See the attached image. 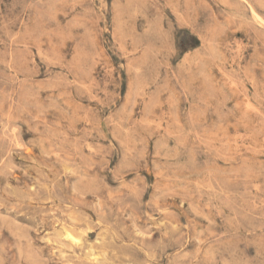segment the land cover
<instances>
[{
	"label": "rangeland",
	"instance_id": "374dc122",
	"mask_svg": "<svg viewBox=\"0 0 264 264\" xmlns=\"http://www.w3.org/2000/svg\"><path fill=\"white\" fill-rule=\"evenodd\" d=\"M0 264H264V0H0Z\"/></svg>",
	"mask_w": 264,
	"mask_h": 264
}]
</instances>
